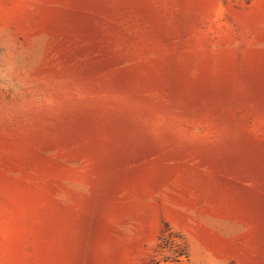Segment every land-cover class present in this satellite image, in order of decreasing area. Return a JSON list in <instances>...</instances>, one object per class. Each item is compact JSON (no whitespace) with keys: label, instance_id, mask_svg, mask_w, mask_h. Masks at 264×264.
Masks as SVG:
<instances>
[{"label":"rangeland","instance_id":"rangeland-1","mask_svg":"<svg viewBox=\"0 0 264 264\" xmlns=\"http://www.w3.org/2000/svg\"><path fill=\"white\" fill-rule=\"evenodd\" d=\"M0 264H264V0H0Z\"/></svg>","mask_w":264,"mask_h":264},{"label":"trees","instance_id":"trees-1","mask_svg":"<svg viewBox=\"0 0 264 264\" xmlns=\"http://www.w3.org/2000/svg\"><path fill=\"white\" fill-rule=\"evenodd\" d=\"M165 225H166V232H169L170 231V228H169L168 224L165 223Z\"/></svg>","mask_w":264,"mask_h":264}]
</instances>
